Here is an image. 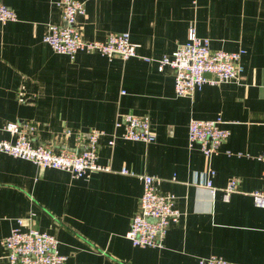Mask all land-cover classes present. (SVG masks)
Segmentation results:
<instances>
[{"label": "crops", "instance_id": "1", "mask_svg": "<svg viewBox=\"0 0 264 264\" xmlns=\"http://www.w3.org/2000/svg\"><path fill=\"white\" fill-rule=\"evenodd\" d=\"M57 1L0 0L17 14L0 21V137L11 138L8 121L31 119L33 140L59 150L76 144L75 132L103 128L99 161L109 169L74 178L0 151V264H11L4 237L30 216L56 234L65 264H198L212 253L231 264H264V206L252 195L264 188V0H85L77 20L84 36L128 30L139 43L129 58L55 51L43 36L48 23L61 22ZM192 26L212 49H245L238 81H206L193 97L177 94L174 69H159L157 59L185 43ZM127 112L149 114L156 138L123 137L115 121ZM219 115L231 133L218 153L190 148V119ZM124 165L133 173H123ZM209 168L216 195L198 183ZM143 173L161 177L160 189L174 193L182 210L161 247L134 245L126 235ZM231 177L239 189L226 200L221 187Z\"/></svg>", "mask_w": 264, "mask_h": 264}, {"label": "built area", "instance_id": "2", "mask_svg": "<svg viewBox=\"0 0 264 264\" xmlns=\"http://www.w3.org/2000/svg\"><path fill=\"white\" fill-rule=\"evenodd\" d=\"M61 9V22H50L43 39L55 51L69 54L75 58L79 50L99 51L112 58L121 55L124 58L138 54L139 43L131 39L130 31H112L106 39H88L84 36L78 23V16L86 13L85 0H58ZM17 19L14 8L0 2V21ZM244 48L226 50L212 49L211 39L199 35L194 26L190 28L188 40L173 51L171 55L158 58L159 69L170 65L175 71V90L178 95L193 97L196 90L206 81L239 80L244 70L242 56ZM147 60L153 57L144 56ZM207 72L212 76L206 75ZM224 118L201 119L192 117L188 127V142L190 148L198 146L207 156L218 153L222 143L229 137L231 130L224 125ZM37 123L31 119L8 121L4 128L11 138L0 137V151L29 159L42 167L64 169L74 178L89 177L94 171L109 169V165L99 161L100 138L106 133L103 128L93 127L88 132H75L76 144L72 147H62L56 150L51 144L36 143L33 135ZM116 128H123L125 138L151 142L156 138L149 114L127 112L115 121ZM72 128L65 129L66 135L73 134ZM116 134L109 140L115 143ZM230 153V151H228ZM264 160V151L258 155ZM123 173H133L123 166ZM216 170L209 168L198 183L210 189L216 195L217 185L213 177ZM144 181L143 193L140 198L139 210L134 215L127 237L137 246L161 247L172 222H177L182 210L176 206L174 193L162 191L159 187L161 177L149 173L141 174ZM224 199L228 200L234 191L239 189L237 177H231L224 187H221ZM257 205L264 206V188L252 192ZM30 216L20 217L18 225L3 239L7 249V258L11 264H65L68 255L59 249V239L56 234L41 230L31 223ZM27 222V223H26ZM198 264H231L224 256L212 253L201 256Z\"/></svg>", "mask_w": 264, "mask_h": 264}, {"label": "water", "instance_id": "3", "mask_svg": "<svg viewBox=\"0 0 264 264\" xmlns=\"http://www.w3.org/2000/svg\"><path fill=\"white\" fill-rule=\"evenodd\" d=\"M206 75H208V76H212L213 74L210 73V72H207Z\"/></svg>", "mask_w": 264, "mask_h": 264}]
</instances>
